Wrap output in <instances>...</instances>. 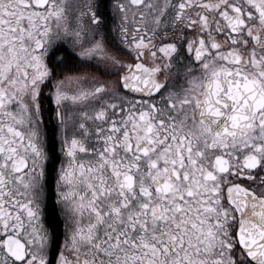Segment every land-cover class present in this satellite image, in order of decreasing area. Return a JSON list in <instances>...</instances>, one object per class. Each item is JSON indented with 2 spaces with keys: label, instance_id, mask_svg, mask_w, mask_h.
<instances>
[{
  "label": "snow or ice",
  "instance_id": "snow-or-ice-1",
  "mask_svg": "<svg viewBox=\"0 0 264 264\" xmlns=\"http://www.w3.org/2000/svg\"><path fill=\"white\" fill-rule=\"evenodd\" d=\"M0 264H264V0H0Z\"/></svg>",
  "mask_w": 264,
  "mask_h": 264
}]
</instances>
